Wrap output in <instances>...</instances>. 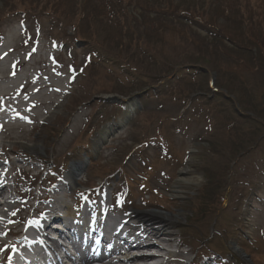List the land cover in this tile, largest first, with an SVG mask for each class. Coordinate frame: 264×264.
Masks as SVG:
<instances>
[{"label":"rangeland","instance_id":"374dc122","mask_svg":"<svg viewBox=\"0 0 264 264\" xmlns=\"http://www.w3.org/2000/svg\"><path fill=\"white\" fill-rule=\"evenodd\" d=\"M0 68V100L23 117L0 133V152L28 153L19 144L27 141L42 147L34 157L57 165L70 151V167L95 156L82 187L106 177L124 208L181 213L174 230L192 259L264 264V0H0ZM207 84L242 116L222 97L201 100ZM140 89L125 116L117 97ZM181 91L193 93L190 102ZM32 102L46 105L31 110ZM188 171L199 182L181 183Z\"/></svg>","mask_w":264,"mask_h":264},{"label":"bare ground","instance_id":"6f19581e","mask_svg":"<svg viewBox=\"0 0 264 264\" xmlns=\"http://www.w3.org/2000/svg\"><path fill=\"white\" fill-rule=\"evenodd\" d=\"M34 87H37V84H35ZM44 101H47L48 103V105L44 103L46 106H49L52 103L51 100ZM32 103V107L30 106L31 110L44 106L41 102ZM136 107L137 103L134 102L129 106L127 105L125 107V116L132 115L131 112L134 113ZM104 128L105 129L102 130L101 134H104V131L108 129L107 126ZM119 132L121 131H118L117 133ZM2 133H5V130H2ZM13 138H24V136L17 134L13 135ZM99 138L100 137H98L96 141H98ZM19 144L23 151H26L31 155L42 152L40 143L34 142L29 144L27 141H20ZM2 155L4 154L0 152V190L12 193V196L6 201H0V247H9L18 244L16 241L9 243V239L12 236V230L18 227L15 223L22 219L28 209L33 213L30 216L31 220L27 222L23 228L25 232L31 234L35 229H39L42 234H45V232L50 229L51 224L47 223L44 226L39 223V221H36V217L41 218L43 213L47 211L48 213L57 214L56 212L59 208H67L69 211L68 216L65 218L56 216L58 222L70 226L71 220H74L77 228L88 230L94 234L108 233L111 236L123 234L124 236L131 238V241L129 242L134 241V239L138 240L134 242L138 243L136 245L124 241L122 244L126 245L116 246V250L120 253L118 256H121L120 260H116L117 258L109 260L105 259L106 263L103 264H138V262H141L139 264H197L190 257L192 250H188V252L182 250L183 247L187 246L188 241L179 239V234L174 231V228L176 227L175 225L183 222L181 213H162L159 211L143 210L133 207L132 210L124 216L125 219H129L127 222L120 219L121 225L117 223L118 227L116 225L106 226V223L108 221H113L115 217L106 213L105 209L95 207L92 202L89 206H84L85 204L76 206L78 209H75L74 213H72V210L67 206L66 202L60 198V195H56L62 190V188L50 190L51 195H47V187L39 189L38 193L43 191L46 196H39L33 192L27 191L26 187L22 184V176L29 175L32 170L40 173L42 172L41 167H35L34 164H26L25 160H22L24 167L18 166L12 161L4 162L1 160ZM82 168V165L75 164L73 166L72 172L65 176L63 189L71 188L73 190L79 185L77 178L78 173L82 172ZM187 173L188 175L183 176L180 180L181 183H196L201 179L192 171H188ZM180 192L181 188L179 186L173 187V196L179 197ZM16 194L17 198L15 196ZM99 206L102 207V205ZM13 213H15V215H13ZM103 217H105L106 220H103L102 222ZM243 232L245 233V229ZM150 237L153 238L152 240L154 241H150L148 239ZM147 242L150 244H146ZM112 245L113 243L109 246L110 250L112 249ZM136 249H142L146 254L138 255L137 253H134Z\"/></svg>","mask_w":264,"mask_h":264},{"label":"trees","instance_id":"16d2710c","mask_svg":"<svg viewBox=\"0 0 264 264\" xmlns=\"http://www.w3.org/2000/svg\"><path fill=\"white\" fill-rule=\"evenodd\" d=\"M217 41H216V39H213L212 41H209V42H206L205 43V45H207V49H208V51H207V53H209V54H214L213 52V50L215 49V48H217L218 47V45H217ZM206 61V60H208L207 58H203V61ZM202 61V62H203ZM205 63H207L208 65H209V62L207 61V62H205ZM201 66H203V65H201ZM204 67V66H203ZM216 69H218V67H216ZM215 69V70H216ZM201 76H204L205 77V75L204 74H200ZM208 85L209 84H207V87L205 88V90H207V93H209V87H208ZM222 87V86H221ZM203 90V88H201L199 91H197V92H201ZM209 90V91H208ZM197 92H195V93H197ZM180 93V95L183 97V98H185L184 100H186V99H189L191 96H189V94H193L192 92H188V91H181V92H179ZM229 114H231V113H229ZM233 117V116H232ZM207 120H208V122L209 123H213L214 122V119H213V116H212V114L210 113V114H207ZM233 120V119H232ZM248 120V119H247ZM248 123H251L250 121H247ZM220 123H221V121H220Z\"/></svg>","mask_w":264,"mask_h":264},{"label":"snow or ice","instance_id":"6c2138e0","mask_svg":"<svg viewBox=\"0 0 264 264\" xmlns=\"http://www.w3.org/2000/svg\"><path fill=\"white\" fill-rule=\"evenodd\" d=\"M13 215H15V213H13ZM5 235H6V233H5Z\"/></svg>","mask_w":264,"mask_h":264}]
</instances>
